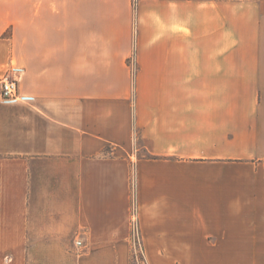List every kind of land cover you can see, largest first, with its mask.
Segmentation results:
<instances>
[{
    "label": "crops",
    "instance_id": "1",
    "mask_svg": "<svg viewBox=\"0 0 264 264\" xmlns=\"http://www.w3.org/2000/svg\"><path fill=\"white\" fill-rule=\"evenodd\" d=\"M7 72L0 264H264V0H0Z\"/></svg>",
    "mask_w": 264,
    "mask_h": 264
},
{
    "label": "built area",
    "instance_id": "2",
    "mask_svg": "<svg viewBox=\"0 0 264 264\" xmlns=\"http://www.w3.org/2000/svg\"><path fill=\"white\" fill-rule=\"evenodd\" d=\"M0 95L5 98H15L19 96L18 80L13 74L7 72L0 77ZM136 213V206L134 205L130 219L132 255L134 254V251L136 252L138 250H140V253L144 254ZM76 243L78 245L81 244L80 241H77Z\"/></svg>",
    "mask_w": 264,
    "mask_h": 264
},
{
    "label": "rangeland",
    "instance_id": "3",
    "mask_svg": "<svg viewBox=\"0 0 264 264\" xmlns=\"http://www.w3.org/2000/svg\"><path fill=\"white\" fill-rule=\"evenodd\" d=\"M6 34H8V32H6ZM132 264H147L144 254L140 253V250L136 252L134 251V254L132 255Z\"/></svg>",
    "mask_w": 264,
    "mask_h": 264
}]
</instances>
